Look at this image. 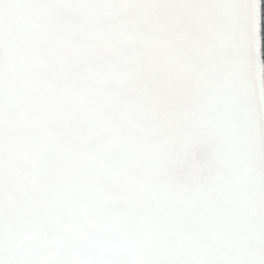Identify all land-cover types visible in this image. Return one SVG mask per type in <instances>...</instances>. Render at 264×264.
Returning <instances> with one entry per match:
<instances>
[{
    "label": "snow or ice",
    "instance_id": "1",
    "mask_svg": "<svg viewBox=\"0 0 264 264\" xmlns=\"http://www.w3.org/2000/svg\"><path fill=\"white\" fill-rule=\"evenodd\" d=\"M0 264H264L261 0H0Z\"/></svg>",
    "mask_w": 264,
    "mask_h": 264
},
{
    "label": "trees",
    "instance_id": "2",
    "mask_svg": "<svg viewBox=\"0 0 264 264\" xmlns=\"http://www.w3.org/2000/svg\"><path fill=\"white\" fill-rule=\"evenodd\" d=\"M261 53L264 58V0H261Z\"/></svg>",
    "mask_w": 264,
    "mask_h": 264
}]
</instances>
